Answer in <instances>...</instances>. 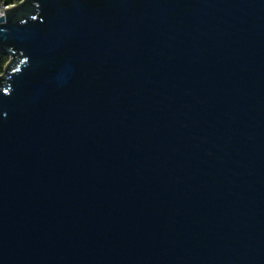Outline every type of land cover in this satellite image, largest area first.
Wrapping results in <instances>:
<instances>
[{
    "label": "water",
    "instance_id": "water-1",
    "mask_svg": "<svg viewBox=\"0 0 264 264\" xmlns=\"http://www.w3.org/2000/svg\"><path fill=\"white\" fill-rule=\"evenodd\" d=\"M0 53V264H264V0H21Z\"/></svg>",
    "mask_w": 264,
    "mask_h": 264
},
{
    "label": "trees",
    "instance_id": "trees-1",
    "mask_svg": "<svg viewBox=\"0 0 264 264\" xmlns=\"http://www.w3.org/2000/svg\"><path fill=\"white\" fill-rule=\"evenodd\" d=\"M21 0H0V4L1 3H5L7 5L10 4H18ZM9 60V56L5 53H0V74L3 72L4 67L6 65V63Z\"/></svg>",
    "mask_w": 264,
    "mask_h": 264
},
{
    "label": "built area",
    "instance_id": "built-area-1",
    "mask_svg": "<svg viewBox=\"0 0 264 264\" xmlns=\"http://www.w3.org/2000/svg\"><path fill=\"white\" fill-rule=\"evenodd\" d=\"M14 5H16V4H10V5H7V4H5V3H1V4H0V16H2V15L5 14V10H6V8H10V7L14 6Z\"/></svg>",
    "mask_w": 264,
    "mask_h": 264
}]
</instances>
